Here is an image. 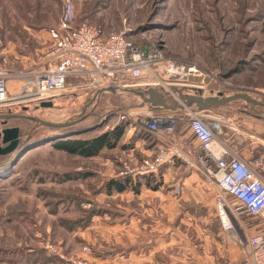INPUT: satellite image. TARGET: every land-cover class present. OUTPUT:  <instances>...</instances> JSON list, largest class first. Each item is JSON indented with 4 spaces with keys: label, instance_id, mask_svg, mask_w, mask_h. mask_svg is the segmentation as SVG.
<instances>
[{
    "label": "rangeland",
    "instance_id": "1",
    "mask_svg": "<svg viewBox=\"0 0 264 264\" xmlns=\"http://www.w3.org/2000/svg\"><path fill=\"white\" fill-rule=\"evenodd\" d=\"M73 4L74 26L87 23L105 32L126 30L138 44L153 43L164 58L197 64L205 73L200 77L205 81V95L242 92L262 103L252 108L243 100H234L213 107L216 114L229 119L223 139L235 142V133L245 127L246 121L264 119V0H73ZM62 8L63 0H0V68L13 75L10 79L43 66L51 45L47 30L56 25ZM140 102L129 89L96 95L78 91L62 93L51 107L16 104L1 107L0 114L36 116L52 123L78 122L81 129L97 122V127L76 135L91 138L115 124L120 111L139 112L142 126L151 108L140 106ZM14 118H9L7 125L18 127L29 141L16 165L0 173V264H93L92 247L81 244V237L67 234L82 230L73 223L81 215L70 204L56 202L60 194L74 195L85 188L90 191L98 183L105 189L111 179H118L96 175L95 171L104 170L99 165L104 159L100 155L111 157L120 152V147L104 149L94 159L68 155L51 147L52 137L35 139L51 131L49 128L26 118ZM182 131L188 133L187 123L180 120L176 132L180 135ZM146 139L155 140L152 135ZM66 168H80L89 172V177L61 184L54 181L53 172ZM147 179L150 184L158 183L153 174ZM84 204L88 208L93 203ZM201 211L203 219L180 229L185 237L177 243L178 263H200V258L203 264H241L244 255L238 243L233 246L238 251L239 245V257L231 258L230 251L226 255V249L235 242H229L221 232L214 206ZM242 222L248 233L254 231L255 219L244 215ZM91 226L88 224L86 230ZM206 234L209 238L204 237ZM219 246L225 260L218 257Z\"/></svg>",
    "mask_w": 264,
    "mask_h": 264
},
{
    "label": "built area",
    "instance_id": "2",
    "mask_svg": "<svg viewBox=\"0 0 264 264\" xmlns=\"http://www.w3.org/2000/svg\"><path fill=\"white\" fill-rule=\"evenodd\" d=\"M47 33L51 45L43 66L14 74L22 80L15 95L9 94L6 83L13 75L0 68V108L40 102L54 104L62 93L83 91L96 95L111 89L148 87L168 91L182 104L174 85L176 89L184 88V94L198 91L204 97L214 95L204 94L206 85L200 77H205V73L193 62L164 58L153 43L138 44L126 30L105 32L102 27L87 23L74 26L73 0H63L62 13ZM149 107L142 126L137 117L139 112L120 111L116 116V123H127L126 131L136 135L143 131L152 135L156 144L152 154L135 164L124 161L118 179L128 177L136 181L139 177L156 175L161 166L175 161L201 173L214 189L213 206L221 232L243 250L241 264H264V156L251 161L231 156L223 139L229 119L216 114L213 108L157 111ZM180 120L187 123L189 136L183 131L177 134ZM174 192H182L181 183L174 185ZM81 206L87 207L84 203ZM244 215L256 220L252 233L243 225Z\"/></svg>",
    "mask_w": 264,
    "mask_h": 264
},
{
    "label": "crops",
    "instance_id": "3",
    "mask_svg": "<svg viewBox=\"0 0 264 264\" xmlns=\"http://www.w3.org/2000/svg\"><path fill=\"white\" fill-rule=\"evenodd\" d=\"M6 83L9 94L14 95L19 92L22 80L14 77L9 78ZM253 119L255 122L244 121L245 127L235 133V142L227 137L224 139L231 156L240 157L245 161L264 156V119ZM5 126H9L7 121ZM186 135L189 136V133ZM122 145L125 146L119 148L120 152L111 157L100 155L104 159L99 165L105 172L90 171H95L99 176L105 174L110 178H119L118 173L123 169L124 161L133 165L146 155L152 154L156 147L154 142L128 131L124 135ZM75 170L78 172L77 180L89 177V172L80 168ZM154 176L159 182L154 186H146L143 183L145 177H139L142 185L138 192L128 187L120 192L106 193L105 189L101 188L102 184L98 183L90 191L85 188L84 191L73 195L77 194L83 199L82 202L79 201L80 205L88 201L97 208L108 210L107 213L92 216L89 222L92 226L88 230L82 228L83 231L78 233L67 232L70 238L79 236L81 244L92 247L93 254L90 259L93 264H179L177 243L185 237L184 233L181 235L180 229H185L191 221L195 223L196 219H203L200 216L201 210L212 209L214 189L201 173L183 167L179 161L161 166ZM176 183L182 184L180 194L174 192ZM70 205L72 208L79 207L75 201ZM204 237L209 238V234ZM235 244H232L229 250L226 249V255L227 251H230V257L233 259H237L240 254V247L237 244V251L233 246ZM220 248L221 246L218 248V257L225 260ZM197 261L200 263L195 264H203L202 259L197 258Z\"/></svg>",
    "mask_w": 264,
    "mask_h": 264
},
{
    "label": "trees",
    "instance_id": "4",
    "mask_svg": "<svg viewBox=\"0 0 264 264\" xmlns=\"http://www.w3.org/2000/svg\"><path fill=\"white\" fill-rule=\"evenodd\" d=\"M35 122V121H34ZM36 124H39L35 122ZM78 122L68 124L66 126L61 127H54V126H46L39 124L40 126H44L49 128L51 131L48 133L42 134L40 136L35 137V139H48L49 137H52L49 141L51 142L50 145L56 150H60L65 152L68 155L72 156H79L83 158H93L101 154V152L104 149H114L117 147L123 148L125 145H122V140L124 138V135L127 130V123L126 122H119L111 125L110 128H107L104 130L101 134H98L97 136L91 137V138H79L76 135L79 133H82L83 131H89L91 128L95 125H99L97 122H95L94 125H90L87 128L81 129L77 126ZM76 124V125H75ZM71 127V129L68 132H62L58 129L60 128H66ZM97 127V126H95ZM139 137H142L144 139L149 136V134L140 131ZM145 134V135H143ZM62 135V136H60ZM56 136V137H55ZM27 136L21 135L19 133V143L18 147L15 151L9 154H0V173L1 171H6V168L8 169L9 166L12 168L16 165L19 158L22 156H18L21 151L23 150V147L26 145L27 141L29 139H25ZM147 140V139H146ZM152 142L155 143V140ZM152 176V174H150ZM148 175V176H150ZM78 176V172H76L75 169H63V170H56L53 172V179L54 181L61 183L73 181ZM143 180V183L148 185H157L150 184L147 177ZM130 178L126 177L124 179H111L107 184L105 191L106 193H111V191L114 192H120L128 187L132 188L135 192H138L139 187L142 185V182L139 180L132 181ZM48 193H51V191H48ZM54 195V194H53ZM82 198H80L77 194L75 196L69 195V194H60L59 199L57 200L56 204H60L61 206H68L72 201H75L77 208H73L77 214L81 215L78 218H75L73 220L74 226L78 225L82 228H86V226L89 224L90 219L94 215L98 214H104L107 213V209L97 208L94 204L90 205L88 208H82L80 205V202H82ZM80 201V202H79ZM88 202V201H87ZM91 204V202H89ZM112 214V213H111Z\"/></svg>",
    "mask_w": 264,
    "mask_h": 264
},
{
    "label": "water",
    "instance_id": "5",
    "mask_svg": "<svg viewBox=\"0 0 264 264\" xmlns=\"http://www.w3.org/2000/svg\"><path fill=\"white\" fill-rule=\"evenodd\" d=\"M173 90L178 94L182 104L175 101L168 91H164L162 89L148 87L143 89L141 88L131 89L129 91L141 99L140 106L149 105L152 107V109L157 111L160 110L174 111L178 109H183L185 107L187 108L195 107L198 110H205L216 107L218 105H224L230 103L234 100H243L249 105H251L252 108L254 106L262 105L261 102L254 100L249 95L242 92H238L232 95H224L223 93H218L216 95H210L204 97L198 91L195 94H184V90H185L184 88L183 89L173 88ZM52 105L53 104L51 102L39 103V106L43 108L51 107ZM255 112L258 113L257 111ZM262 114L264 116V112H262ZM12 117L26 118L42 125L54 126V127L66 126L68 124L73 123V122L52 123V122L44 121L36 116H27V115H19V114H0V154L1 155L12 153L18 147L19 128L16 126H5L7 119Z\"/></svg>",
    "mask_w": 264,
    "mask_h": 264
}]
</instances>
